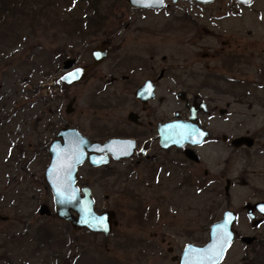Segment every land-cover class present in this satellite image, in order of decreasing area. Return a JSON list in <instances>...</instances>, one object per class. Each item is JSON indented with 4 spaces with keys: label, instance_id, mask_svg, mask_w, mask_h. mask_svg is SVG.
Listing matches in <instances>:
<instances>
[{
    "label": "rangeland",
    "instance_id": "374dc122",
    "mask_svg": "<svg viewBox=\"0 0 264 264\" xmlns=\"http://www.w3.org/2000/svg\"><path fill=\"white\" fill-rule=\"evenodd\" d=\"M23 4L29 10L26 15L9 6L6 20L0 23L1 37L8 41L0 61V196L5 197L4 204L13 206L12 211L4 209V214L13 215V242L4 246L5 238L0 236V256L10 257L11 263L5 258L0 264H115L113 260L174 264L186 244L208 242L212 222L225 209H233L239 217L234 224L238 233L223 264L264 261V223L253 226L244 208L247 201L264 200V0L247 4L166 0L159 9L136 8L127 0H15L14 7ZM100 16L107 17L100 20L101 28L121 29L116 43L129 40L121 48L124 52L146 53L148 41L141 34L145 29L154 33L156 57L160 64L167 57L166 64L172 67L169 86L175 92L159 105L161 110L187 113L177 95L180 88L200 93L218 108V117L205 122L218 134V143L199 149V165L176 163L171 175L165 171L157 179L146 178L145 163L131 169L138 158L80 167V182L93 185L97 210L112 208L118 213L120 225L108 248L106 240L76 231L57 216L53 193L44 179L50 163L46 146L61 127L73 124L89 136L104 130L107 138L120 134L121 119L134 108L132 97L109 96L110 91L123 89L120 75L127 70L120 65L113 70L110 60L96 66L83 81L58 83L64 57L77 55L79 64L89 65L91 49L103 38L69 30L95 27ZM50 72L54 74L49 78ZM107 74L118 81L94 98ZM73 96L74 111L69 113ZM94 99L101 108H93ZM247 132L256 137L251 148H235L221 139L223 134L231 138ZM173 155L175 162L185 159L176 150ZM105 172L110 174L107 180ZM124 174L130 179L120 178ZM185 177L190 178L187 183ZM201 178L204 184L199 185ZM126 186L138 189L140 195L122 193ZM144 210L147 218L141 223L138 214ZM44 225L54 231L47 245L37 240ZM128 237L137 244H127L130 248L125 249L119 243Z\"/></svg>",
    "mask_w": 264,
    "mask_h": 264
},
{
    "label": "flooded vegetation",
    "instance_id": "af4514ba",
    "mask_svg": "<svg viewBox=\"0 0 264 264\" xmlns=\"http://www.w3.org/2000/svg\"><path fill=\"white\" fill-rule=\"evenodd\" d=\"M106 16V15H105ZM98 19H103L107 18L104 16L97 17ZM99 25H102V21L99 23ZM100 26L97 27H92V28H80V29H72L69 30V32L74 33L77 32L81 35H87L90 34L91 32L93 35L95 34H102L103 38L101 41L94 46L91 51L90 55L92 58V63L89 65H83L79 64L80 58L76 55L75 57H68L65 56L63 59V65L61 72V76L58 80V83H63L66 85H73L76 84L80 81H83L84 79L87 78V76L90 74V76L93 74V70L96 68V66L106 63L110 60L111 62V68L115 70L119 65L122 66L125 69L123 73H121V81L123 82V89L119 91V93L116 92H111L109 93V96L112 94L114 96L120 95L119 98H124L128 99L129 97H132L133 102H134V108H131L127 113L126 116L121 119L120 125L123 126V130H121L120 134H115L112 136H109L106 138L105 131L98 133L96 136H89L84 134L77 126L67 124L63 127H61L56 135L55 138H53L49 145L46 146V149H48L49 153V146L52 143L53 140L57 139L58 133L64 129V128H76L78 131H80L83 135H85L87 138L93 141L97 142H105L111 138H125V139H131L135 141V149L134 153L129 156V157H124L119 160L115 159L113 155L109 154L110 161L106 164L100 165V166H105L110 164L112 161H125V160H133L138 158V163H134L130 165L131 169L133 170L134 168L141 166L142 163H145V174L147 179H157L159 178V175L163 174V172L167 171L166 174L171 175V169L174 168L176 163L185 165L187 163H193L195 165L201 164L202 158L201 155L199 154V149L206 147L207 144L216 142L218 143V134L215 133L207 124H205L206 121L213 119L214 117H218V108L211 107L208 102H206L205 98L202 97L200 93H194L191 94L190 91L187 89L180 88L179 91H177L178 97L184 101L185 104V111L187 113H183L184 110H179V111H173V110H161L159 105L161 106L163 103H165V100H168L170 97H173L175 94L174 92V87L169 86L171 81L170 78H172V67L167 65V57L163 56L162 57V63L160 64L159 60L157 59V55L155 54V45L157 44L152 40V35L154 33H150L151 31L148 29L144 30V33H142V37L146 36V41H148V45L146 44V53H134V52H124L121 51V48L125 42H128V39H125L124 41H119L116 43L117 40V33L121 29H108V28H101ZM96 39L93 40L95 42ZM121 51L120 53H117L118 51ZM95 52L97 54L102 55L101 57L97 58ZM142 58V59H138ZM144 60V61H142ZM72 61V66L69 69L65 68V65L67 62ZM136 61H142V63L135 64ZM84 68L85 72L80 80L74 81L72 83H68L64 80V76L72 71L73 69L76 68ZM58 71H54L56 73ZM54 73L50 72L48 73V77L50 78ZM112 73V72H111ZM113 74V73H112ZM108 80H107V79ZM116 81H118V77L115 75H112L111 78L109 79V74L104 75L103 79V85L102 87L97 88V91L95 93L96 95L102 94L103 91L109 90L108 87L112 86ZM111 89V88H110ZM141 89L143 91L139 92ZM162 89L166 90V94L159 93ZM140 93V94H139ZM50 94V93H48ZM161 94V95H160ZM72 96V95H71ZM76 101V97H72L71 102L67 106V112H72L74 111L73 104ZM157 101H159L157 103ZM160 103V104H159ZM205 104L206 107L202 108L200 105ZM101 103L99 101H95V99L92 101V106L93 108H101L102 106L100 105ZM188 105H194L196 108V118L193 120L195 124H197L202 130L206 131V137L205 139L199 143V144H186L182 147H178L176 145H170V146H165L162 143V133H161V126L166 125L170 122H174L177 120H185L189 121L191 117V108ZM223 109H220V113L222 112ZM251 138L253 139V144L251 146H248V144L244 141L240 146H235L233 145V141L238 138ZM61 139V138H60ZM221 139L223 141L231 143L235 148H251L255 145L256 143V137L252 136L247 132L246 134H239L233 137H229L226 134H223L221 136ZM177 151L178 153H182L185 156V159H178L174 160V155L173 151ZM192 150L193 151V157L188 156L187 151ZM50 156V154H49ZM197 157V158H196ZM88 163L91 165L88 161H86L84 164ZM83 164V165H84ZM82 165V166H83ZM218 165V162H217ZM93 166V165H91ZM100 166H93V167H100ZM204 174L207 176L209 174V171L207 168L204 169ZM109 172H105V179H109ZM131 175V174H130ZM129 176L124 174L120 178L125 177L130 179ZM218 178V177H217ZM143 178H138V183L142 184ZM190 179V178H188ZM187 177H185V182H188ZM202 179V178H201ZM203 180H198L201 181L199 185L204 184ZM137 182V181H135ZM231 184L230 182H228ZM78 186L82 188L83 186H89L91 189V193L94 197L95 200V206H96V198L93 194V185H90V183H85L81 184L80 179H78ZM122 193L130 195H140V192L134 189L133 187H123L120 189ZM226 191L230 190V187L228 185V188H225ZM2 195L0 196V198ZM106 197L108 198L109 195L107 194ZM4 198L2 197V200H0L2 203H0V236L4 237L5 239L3 240V245L5 246L6 244H9L13 241H11L10 237H12L10 233V228H11V223L13 222V215L12 213H8L7 215L4 214V209H10L12 211V204L7 201L6 204H4ZM264 201V200H260ZM257 203L256 202H251L247 201V203ZM142 204V201L139 202ZM246 204L244 205L246 215L250 219L247 208L245 207ZM44 209V208H43ZM42 212L46 211L43 210ZM114 210L116 212V218L118 220V213L115 209L109 208L104 210ZM97 210V208H96ZM264 210V205L261 206V208H254V215L255 218L250 219L251 223H254L255 221L261 220L260 223H264V213L262 212ZM98 211V210H97ZM98 211V212H102ZM145 210L143 213L138 214L140 217V222H145L146 218L145 215ZM238 217L239 214L237 213ZM238 220V218H237ZM236 220V221H237ZM65 221V220H64ZM68 222V221H66ZM71 225V223L69 222ZM120 223H112V230L109 233H104L102 231H93L88 228H83L79 229L82 231H86L89 234L94 235L95 237H100L103 240H106L105 246L108 248V241L113 237V235L116 233L117 228L119 227ZM72 227V225H71ZM73 228V227H72ZM74 229V228H73ZM76 230V229H74ZM49 231V234H48ZM78 231V230H76ZM54 231L46 228V226H41L38 229L37 232V240L39 244L47 243L49 244V241L51 238L54 236ZM48 236V237H47ZM123 239V238H122ZM125 239V238H124ZM165 238H163V241ZM20 242V240H18ZM46 244V245H47ZM127 244H130L133 246L134 244H137L135 242L134 237H128L125 240H121L119 245L121 247H125V249L130 248L129 246L126 247ZM187 245V244H186ZM185 245V246H186ZM201 245V244H200ZM2 247V246H0ZM184 249V248H183ZM183 251V250H182ZM182 251L179 255H177V260L174 261V264H177L179 261V258L182 254ZM7 259L10 261V257H7L6 255H1L0 259ZM174 259V257H173ZM115 264H119L118 261L113 260ZM110 264V263H109Z\"/></svg>",
    "mask_w": 264,
    "mask_h": 264
},
{
    "label": "water",
    "instance_id": "95a60500",
    "mask_svg": "<svg viewBox=\"0 0 264 264\" xmlns=\"http://www.w3.org/2000/svg\"><path fill=\"white\" fill-rule=\"evenodd\" d=\"M136 8H163L166 0H127ZM179 0H173L178 2ZM203 4H209L215 0H195ZM244 4L252 0H235ZM96 57L102 55L95 52ZM72 61L66 63L65 68L72 66ZM85 72L84 68H76L64 76L68 83L80 80ZM143 91L141 89L139 92ZM140 94V93H139ZM191 108L189 121L177 120L161 126L162 143L165 146L176 145L182 147L186 144H199L207 132L194 123L196 108ZM205 108L203 103L200 105ZM224 113V109L222 110ZM61 138V139H60ZM248 146L253 144L251 138H238L233 145L240 146L243 142ZM135 141L125 138H111L103 143L90 140L76 128H64L49 146L50 163L47 166L44 179L54 195L55 211L60 219L71 223L76 230L88 228L93 231L109 233L112 223H118L114 210L98 212L95 200L89 186L80 188L77 184L79 179V168L86 161L93 166H100L110 161L109 154L117 160L129 157L134 153ZM187 155L193 157L192 150ZM197 158V157H196ZM264 201L255 204L247 203L246 208L250 219L255 218L254 208H261ZM43 210H46L44 208ZM264 213V210L262 211ZM238 218L232 209H226L221 219L212 223L209 232V241L203 245L189 243L185 246L177 264H222L229 247L236 238L237 230L234 224ZM252 223L253 226L260 225V221ZM227 233V235H225Z\"/></svg>",
    "mask_w": 264,
    "mask_h": 264
},
{
    "label": "trees",
    "instance_id": "16d2710c",
    "mask_svg": "<svg viewBox=\"0 0 264 264\" xmlns=\"http://www.w3.org/2000/svg\"><path fill=\"white\" fill-rule=\"evenodd\" d=\"M11 1H12V0H0V23H2L3 21L6 20V18H7L6 13L9 12V6L12 8V10H13V8H15V9H20V14H22V15H26V12H27V11L29 12L28 8H27L24 4H23V5H20V6H17V7H14L15 0H13V3L10 4ZM91 2H94V1H91ZM1 3H2V5H1ZM16 3H17V1H16ZM4 4H5V5H4ZM3 5H4V6H3ZM89 5H90V2H89ZM5 7H6V11H5V9H4ZM1 8H2V9H1ZM26 9H27V11H26ZM93 12H94V11H93ZM95 12H96V11H95ZM96 19H98V18L96 17ZM100 20H101V19H98V20L94 21V22L98 23V24H95V27L100 26V25H99ZM76 22H79V20H77ZM2 24H3V23H2ZM77 25H79L80 27L82 26L81 23H77ZM91 25H93L92 22H90V26H91ZM0 33H1V32H0ZM3 33H4V32H3ZM6 42L8 43L7 39L5 40V39L3 38V36L1 37V34H0V61H3V57H4V55H5L4 51L6 50V47H8V46L6 45ZM45 66H47V65H45ZM48 234H49V231H48ZM258 260H259L258 258L255 259L254 264H263V263H264V261H262V260H259V261H258Z\"/></svg>",
    "mask_w": 264,
    "mask_h": 264
},
{
    "label": "snow or ice",
    "instance_id": "6c2138e0",
    "mask_svg": "<svg viewBox=\"0 0 264 264\" xmlns=\"http://www.w3.org/2000/svg\"><path fill=\"white\" fill-rule=\"evenodd\" d=\"M225 235H227V233H225Z\"/></svg>",
    "mask_w": 264,
    "mask_h": 264
}]
</instances>
